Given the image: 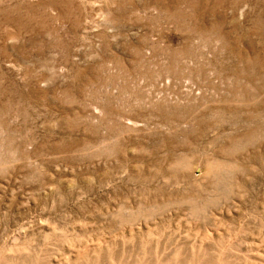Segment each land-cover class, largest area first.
I'll return each mask as SVG.
<instances>
[{"label":"rangeland","instance_id":"374dc122","mask_svg":"<svg viewBox=\"0 0 264 264\" xmlns=\"http://www.w3.org/2000/svg\"><path fill=\"white\" fill-rule=\"evenodd\" d=\"M0 264H264V0H0Z\"/></svg>","mask_w":264,"mask_h":264}]
</instances>
